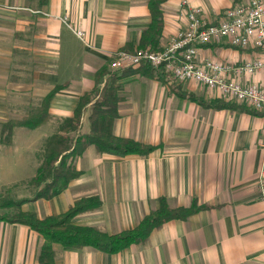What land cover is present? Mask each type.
Listing matches in <instances>:
<instances>
[{"label":"crops","instance_id":"0c3cea01","mask_svg":"<svg viewBox=\"0 0 264 264\" xmlns=\"http://www.w3.org/2000/svg\"><path fill=\"white\" fill-rule=\"evenodd\" d=\"M150 1L0 0V191L28 185L36 176L46 137L74 115L81 97L95 89L101 71L120 73L110 67L112 56L146 44L143 36L153 24ZM182 1L160 3L162 31L147 47L165 49L187 29ZM242 1L188 0L203 9L210 23ZM77 30L85 33V40ZM258 57L257 50L229 45L199 50L201 59L232 64ZM263 78L257 73L239 80L248 86ZM119 85L113 133L156 149L119 157L89 146L75 162L78 179L60 195L27 202L22 210L43 219L67 212L80 199L98 197L101 207L77 215L75 221L112 235L135 228L158 211L160 198L171 209L189 208L194 200L205 208L164 223L146 242L119 254L54 244L56 263L264 264V111L247 105L229 108L218 92L171 76L137 73L123 77ZM55 88L51 119L35 129L15 128L12 142L5 145L3 125L38 110ZM89 106L79 134L90 132ZM0 211L9 215L15 210ZM43 244L30 227L0 220V264H38Z\"/></svg>","mask_w":264,"mask_h":264},{"label":"trees","instance_id":"16d2710c","mask_svg":"<svg viewBox=\"0 0 264 264\" xmlns=\"http://www.w3.org/2000/svg\"><path fill=\"white\" fill-rule=\"evenodd\" d=\"M163 0H151L150 9L153 24L143 36L146 42L139 49H151L148 44L155 41L162 31L163 21L159 5ZM140 74L148 78L165 79L170 77L162 67L149 64L128 68L120 73L101 71L97 76L95 89L81 97L78 107L71 118L64 119L57 133L49 137L44 149L39 152L40 166L36 176L28 182L27 188L34 194L32 197L15 199L11 196H0V209H14L8 215H0V220L19 223L37 231L44 239V244L38 256V264H57L55 259L54 244H59L69 249L93 248L95 250L115 254L126 250L134 244L144 243L151 233L164 223L174 219H186L191 214L205 208L199 206L194 200L189 208L171 209L165 198H160L158 211L152 212L130 230L116 234H108L99 227L81 226L76 223L77 215L97 210L102 203L98 197L83 198L76 201L67 212L40 219L37 214L24 212L22 206L38 199H52L60 195L69 184L80 177L76 160L89 146H95L101 154H111L123 157L131 154L148 155L156 149L155 146L144 145L133 139L117 137L113 133L115 121L119 118V81L132 74ZM109 79L105 82V77ZM59 88L53 89L41 102L38 110L22 120H11L3 125L2 142L10 145L13 131L17 127L35 129L41 127L51 119L49 114L50 101ZM186 96V94H181ZM192 97V95H190ZM227 103V102H225ZM91 105V106H89ZM90 107V132L79 134L81 122L85 111ZM229 108L236 107L227 103ZM18 188V187H17Z\"/></svg>","mask_w":264,"mask_h":264},{"label":"built area","instance_id":"2783aa9c","mask_svg":"<svg viewBox=\"0 0 264 264\" xmlns=\"http://www.w3.org/2000/svg\"><path fill=\"white\" fill-rule=\"evenodd\" d=\"M181 6L186 8L188 27L168 47L162 50H120L112 56L110 67L115 71L145 64L162 67L178 82L194 81L218 92L226 102L264 111V78L248 86L239 80L242 76L257 73L264 76V0H243L227 9L216 23H210L203 9L191 6L188 0H183ZM76 34L85 40L83 31L77 30ZM211 44L229 45L239 50L252 48L260 53V57L238 64L199 58L200 48ZM261 135L264 149V128Z\"/></svg>","mask_w":264,"mask_h":264},{"label":"rangeland","instance_id":"374dc122","mask_svg":"<svg viewBox=\"0 0 264 264\" xmlns=\"http://www.w3.org/2000/svg\"><path fill=\"white\" fill-rule=\"evenodd\" d=\"M227 103H229V104H235V105H239V106L241 105V104L236 103V102H227ZM24 130H28V129H24ZM55 133H57V131ZM55 133H53V134H55ZM51 136H49V137H51ZM49 137H46V139L43 142V145H42V148L41 149H44L45 143H46V141H47V139ZM26 185L27 184L23 185V187L25 188ZM23 187L13 188V189H8V190L3 188L0 191V196L1 195L2 196L8 195V196H11L12 198H15V199H20V197L22 199L23 196L26 197L27 195H30V190L29 189H26V188L24 189ZM0 215H5V213L3 211H0Z\"/></svg>","mask_w":264,"mask_h":264}]
</instances>
